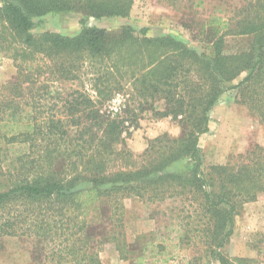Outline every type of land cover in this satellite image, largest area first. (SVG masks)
<instances>
[{"label":"trees","instance_id":"16d2710c","mask_svg":"<svg viewBox=\"0 0 264 264\" xmlns=\"http://www.w3.org/2000/svg\"><path fill=\"white\" fill-rule=\"evenodd\" d=\"M134 2L0 0V54L18 69L0 88V175L11 183L0 191V239L39 240L45 264H102L91 230L105 220L109 229L97 243H112L124 261L165 264L195 250L186 264H261L226 250L236 217L264 195V146L206 166L199 142L229 90L264 122V0H242L230 17L214 15L203 52L172 36L150 37L148 28L87 24L127 18ZM71 13L83 17L78 34L33 33L37 20ZM230 36L247 46L227 54ZM117 95L138 108L123 117L104 112ZM157 100L166 103L162 117L183 133L164 134L135 157L125 133L137 123L136 110ZM129 199L167 204L162 241L142 235L127 242Z\"/></svg>","mask_w":264,"mask_h":264},{"label":"rangeland","instance_id":"374dc122","mask_svg":"<svg viewBox=\"0 0 264 264\" xmlns=\"http://www.w3.org/2000/svg\"><path fill=\"white\" fill-rule=\"evenodd\" d=\"M241 1L135 0L129 17L101 21L90 19L87 24L109 30H118L129 25L137 32L148 28L150 37L172 36L189 48L203 52L212 41L211 28L206 24L221 12H225L227 17L232 16L233 11L242 8ZM82 19V15L78 13L48 15L37 20L33 33L37 37L45 32L73 36L81 31ZM246 46V39L230 36L226 39L225 52L235 54ZM17 75L18 69L14 62L0 54V88L13 81ZM126 99L117 95L104 106L103 111L113 117H123L127 109L138 108L137 103H129ZM43 104L50 106L52 102L47 100ZM165 110L164 100H157L152 106L136 110L137 123L132 126L127 124L130 127L125 133L126 144L135 157L142 156L149 142L164 134L172 138L182 135L183 128L177 122L162 117ZM210 118V130L199 142L206 166L226 164L256 146H264V122L252 115L246 106L238 103L236 90H229L220 98L211 111ZM2 156L3 152L0 153V158ZM10 186L7 177L0 175V191H6ZM125 208L124 231L128 243H134L142 235H151L157 242L163 240L170 220L167 204L151 205L139 199H129L125 201ZM108 229L109 224L103 220L91 230L93 247L99 251L102 264H135L133 261L122 260L112 243H97ZM172 236L175 237L173 234ZM44 245L30 237L1 238L0 264H45ZM226 252L230 257L256 259L264 264V195L256 202L246 204L236 217L234 235ZM196 254L195 250H183L180 251V257L165 264H186L185 260ZM146 264L163 263L149 261Z\"/></svg>","mask_w":264,"mask_h":264}]
</instances>
